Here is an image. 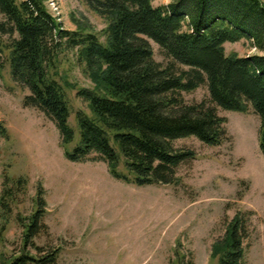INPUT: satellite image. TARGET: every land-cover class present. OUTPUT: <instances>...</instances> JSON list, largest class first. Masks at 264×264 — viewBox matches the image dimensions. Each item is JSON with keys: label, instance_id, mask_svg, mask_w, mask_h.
Segmentation results:
<instances>
[{"label": "trees", "instance_id": "trees-1", "mask_svg": "<svg viewBox=\"0 0 264 264\" xmlns=\"http://www.w3.org/2000/svg\"><path fill=\"white\" fill-rule=\"evenodd\" d=\"M45 0H0V30L10 37L11 80L25 88L24 108H33L51 121L61 145L74 140L68 125L69 106L56 74L58 56L74 51L82 71L94 85L76 94L88 103L90 116L78 111V141L67 157L72 162H104L112 177L141 185L175 181L176 170L193 153L176 150L173 141L193 136L208 146L228 136V112L252 111L259 119L258 147L264 158V3L261 0H82L102 18V38L90 28H62L44 6ZM246 41L260 54H225V43ZM156 44L167 60L153 58ZM3 47L0 45V60ZM205 87L207 100L185 103L183 93ZM0 136L6 130L0 123ZM119 156L128 175L117 172ZM24 179H7L0 200L6 221L8 204L26 195ZM248 216V214H246ZM237 213L210 249L216 264H246L244 241L248 217ZM36 215L26 226L23 244L31 243ZM37 249V248H36ZM178 251V250H175ZM176 254V253H175ZM171 264H194L184 256ZM54 256L36 259L27 253L7 264H52Z\"/></svg>", "mask_w": 264, "mask_h": 264}, {"label": "rangeland", "instance_id": "rangeland-1", "mask_svg": "<svg viewBox=\"0 0 264 264\" xmlns=\"http://www.w3.org/2000/svg\"><path fill=\"white\" fill-rule=\"evenodd\" d=\"M168 2L155 0L153 5ZM44 6L63 29L86 24L103 40L104 20L82 0H45ZM9 43L0 30V123L6 130L0 136V200L7 179H24L26 195L10 201L6 221L0 209V264L21 253L36 259L52 254V264H171L176 255L191 257L194 264H216L210 258L211 245L241 212L248 214L249 224L246 264H264V158L258 147L259 119L251 110H217L226 119L228 136L219 146L193 136L173 141L176 150L194 156L179 165L176 182L126 183L112 177L104 162H72L67 157L78 141L76 112L90 116L88 103L76 92L94 87L75 52L60 54L55 71L66 84L68 125L74 133V140L62 146L55 125L22 106L28 91L10 78ZM149 44L154 60L165 66L158 46ZM223 47L225 54H260L243 40ZM182 97L185 103H198L207 100V91L202 86ZM119 158L117 172L129 176ZM34 215L38 233L31 243L37 249L23 244Z\"/></svg>", "mask_w": 264, "mask_h": 264}]
</instances>
